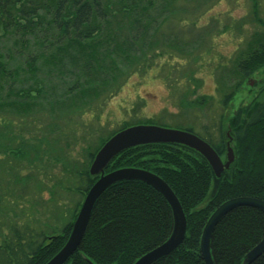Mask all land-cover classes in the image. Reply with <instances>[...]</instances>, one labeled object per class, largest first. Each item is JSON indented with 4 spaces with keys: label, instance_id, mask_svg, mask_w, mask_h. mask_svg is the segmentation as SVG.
<instances>
[{
    "label": "trees",
    "instance_id": "1",
    "mask_svg": "<svg viewBox=\"0 0 264 264\" xmlns=\"http://www.w3.org/2000/svg\"><path fill=\"white\" fill-rule=\"evenodd\" d=\"M135 3L134 0H119L115 4L110 0H0L1 34L13 41L9 49H0V112L7 110L19 116L32 113L31 103L44 100L49 92L46 76L48 82L51 77L57 78L64 94L51 109L59 105L65 111L104 95L109 97L120 85L122 67L137 63L144 55L139 46L142 38L135 35V26L129 23L138 25L141 19L132 15L134 11H145ZM260 37L248 42L237 54L234 60L237 77L249 76L264 67V42ZM13 54L34 75L25 89L18 87L24 72L8 66ZM39 70L45 71L44 78L39 76ZM222 93L225 105L234 92ZM236 119L229 141L234 159L219 179L214 178L197 152L178 144L131 147L108 163L105 172L132 167L157 175L183 210L186 229L182 243L151 264H204L199 251L200 237L214 209L235 197L264 201V99L243 125ZM152 122L126 123L99 141L81 173L82 185L76 186L80 201L60 228L21 221L22 214L9 223L0 215L1 224L9 223L4 230L0 225V264H45L51 259L66 242L80 202L97 178L88 174L95 153L117 131ZM7 129L5 118L0 116L3 159L0 169L5 175V187H0V206L5 211L17 207L15 192L10 191L23 183L8 162L11 159L3 158L7 154L15 158L13 152L22 148L10 146L15 138ZM185 130L207 142L221 158L225 156L228 138L220 121L215 136L206 126L203 135L188 127ZM172 223L168 203L152 187L135 180L116 182L95 201L80 245L64 264H133L169 237ZM263 236L264 213L249 206L236 207L219 220L212 232L211 259L214 264H243L247 252ZM250 264H264V253Z\"/></svg>",
    "mask_w": 264,
    "mask_h": 264
},
{
    "label": "rangeland",
    "instance_id": "2",
    "mask_svg": "<svg viewBox=\"0 0 264 264\" xmlns=\"http://www.w3.org/2000/svg\"><path fill=\"white\" fill-rule=\"evenodd\" d=\"M134 1L145 10L132 15L141 19L138 25L129 22L142 38L139 46L144 55L137 63L122 67L120 85L109 97L65 111L59 105L51 109L64 94L58 79L51 77L48 82L46 76L50 94L31 103L32 113L0 112L15 138L10 146L22 147L13 152L15 158L3 157L11 159L10 166L23 181L10 191L15 192L17 207L5 211L0 206L4 221L10 223L22 214L21 221L60 228L80 201L76 186L82 185L79 181L89 153L126 123L152 120L157 126L188 127L202 135L206 126L215 136L220 121L230 141L236 118L243 125L264 99V67L245 77L234 72V60L246 44L257 36L264 42V0H150L151 5L149 0ZM12 42L0 29V49H9ZM22 62L13 54L8 64L24 72L19 89L30 86L34 76ZM39 71L44 78L45 71ZM231 91L233 95L223 105L222 92ZM7 224L0 223L3 230Z\"/></svg>",
    "mask_w": 264,
    "mask_h": 264
},
{
    "label": "water",
    "instance_id": "3",
    "mask_svg": "<svg viewBox=\"0 0 264 264\" xmlns=\"http://www.w3.org/2000/svg\"><path fill=\"white\" fill-rule=\"evenodd\" d=\"M155 143L178 144L194 150L207 162L215 179L221 177L224 169L228 168L234 158L229 143H226V160L223 162L207 142L186 130L165 128L153 124H137L119 130L107 139L95 153L89 165L88 174L97 178L81 202L66 242L45 264H64L75 253L83 238L95 201L107 187L122 180H135L152 187L164 198L172 212L173 223L169 237L139 257L133 264H151L170 254L182 243L186 229L185 216L176 196L161 178L150 171L132 167L105 172L111 159L121 151ZM239 206L257 208L264 213V201L252 197L231 198L217 206L205 222L200 237L199 251L204 264H214L209 245L215 226L225 214ZM263 253L264 236L247 252L243 264H250Z\"/></svg>",
    "mask_w": 264,
    "mask_h": 264
},
{
    "label": "flooded vegetation",
    "instance_id": "4",
    "mask_svg": "<svg viewBox=\"0 0 264 264\" xmlns=\"http://www.w3.org/2000/svg\"><path fill=\"white\" fill-rule=\"evenodd\" d=\"M257 105H258V103H257ZM257 105H256V106H257Z\"/></svg>",
    "mask_w": 264,
    "mask_h": 264
}]
</instances>
